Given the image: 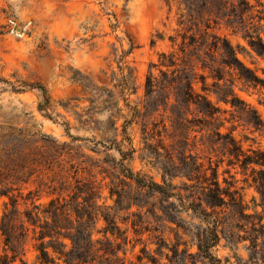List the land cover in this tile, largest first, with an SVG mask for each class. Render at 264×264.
Instances as JSON below:
<instances>
[{
  "label": "rangeland",
  "instance_id": "obj_1",
  "mask_svg": "<svg viewBox=\"0 0 264 264\" xmlns=\"http://www.w3.org/2000/svg\"><path fill=\"white\" fill-rule=\"evenodd\" d=\"M178 1L0 0L2 180L22 196L21 210L59 200L62 226L72 221L97 242L89 264H200L199 236L215 221L220 240L210 252L222 264H264V168L243 167L229 151L235 144L246 155L264 154V129L248 124L255 112L264 122V89L239 80L206 40L226 39L261 80L264 62L243 33L215 25L216 16L205 27L203 0H193V12ZM249 1L262 17L252 31L264 40V0ZM207 6L213 10L214 0ZM192 37L203 42L192 46ZM164 54L177 66L164 67ZM187 92L218 113H200L185 102ZM233 93L235 107L222 101ZM210 168L236 205L229 198L221 207L205 204ZM33 245L20 246L27 264H38ZM100 248L112 249L107 262Z\"/></svg>",
  "mask_w": 264,
  "mask_h": 264
},
{
  "label": "trees",
  "instance_id": "obj_2",
  "mask_svg": "<svg viewBox=\"0 0 264 264\" xmlns=\"http://www.w3.org/2000/svg\"><path fill=\"white\" fill-rule=\"evenodd\" d=\"M181 1H184V5L189 11L193 12L196 8L195 4H193V0ZM255 1L259 3V0ZM178 2H180V0ZM214 2L215 8L213 10H208L207 0H203L200 7L201 14L203 16H209L205 27L207 29H212L210 20L213 16H216L215 19H213L215 25L223 21L227 29L232 30L234 33H243V36L248 40L253 52L264 62V40L260 33L256 34V32L252 31L255 27V18H258L257 24H260L262 20V17L254 14L256 6L252 5L249 0H214ZM188 16L190 19L194 20L191 13H189ZM210 38V40H206V44L211 47V49L222 51L224 55L223 64L225 67L234 70L238 79L244 81L249 87L264 89V80H261L254 70L248 68L238 59L235 49L226 39H222L216 34H211ZM202 42L203 40H197L195 37L190 38L192 46H197V44ZM162 59V65L166 68L177 66L174 55L167 56L164 54L162 55ZM214 78L222 80L219 75H215ZM185 85L187 89L189 88L192 90V84L188 83L186 78ZM13 90L17 91L15 88H13ZM41 91L46 94L44 88H41ZM232 95L234 98L230 102L224 98H222V101L226 104L231 103V105L235 107L234 103L239 100L235 97L234 93ZM198 97L200 99L195 102L192 99V93L187 92L185 93L184 99L188 104L191 102L194 103L200 113L213 118L215 114L218 113V109L208 103L206 98L202 96ZM201 101H203V103ZM248 124L253 126L256 130L264 129V122H262L260 116L256 112L254 118L248 120ZM216 135L222 137V134L219 132H217ZM229 151L237 162L242 163L243 167L245 166L248 168L250 165L254 164L264 168V154L262 153L249 156L244 154L242 149L238 148L235 144ZM210 169L212 170V174L210 178H206L208 183L207 186L204 187V189H206L205 204L210 208H217L226 205L228 202L226 198H229V201L236 205V199L232 196V193L224 192L221 188L218 182L217 171H214L212 168ZM2 171V160L0 158V198H7L8 200L4 202L3 212L0 216V238L3 243V253L0 254V264H13L18 259L22 264H27V262L20 258V255H25L20 246L23 248L29 240L34 242L33 247L38 253L36 256V262L38 264H89V259L91 261L94 260L90 257L93 251V244L97 242L93 241L92 234L88 235L85 232V234L82 235L72 221L67 222V226H62L61 222L57 220L58 213L64 207V205L60 204L59 200H51L47 205L35 204V202H32L31 209L27 207V202H25V209L21 210L19 197L22 196H15L13 194L17 189H15L13 184L8 182V180L6 183L3 182ZM253 172H255V170H253ZM127 178L133 181L134 174L129 172ZM135 181L140 188H146L167 198L172 196V194L154 182L148 183L144 179H136ZM190 181H192L191 178ZM259 187L261 192H264V182H262V184L260 183ZM18 194L22 195L21 191H18ZM29 196H32V192L27 194V197ZM192 210L194 213H198L202 216L204 220L210 219L205 210L202 211L196 208ZM106 222L110 224L111 220L106 219ZM217 228L218 222L215 221L212 228H208L205 234L199 236V252L196 258L201 260L200 264H205L206 262L208 264H222L221 260L213 256L210 252L220 240ZM30 235H32V237H30ZM65 240L70 241V246L65 243ZM95 252H102L101 256L104 258V262H107L108 256L112 254V249L100 248ZM139 261H142V259L139 258ZM197 263L198 261L193 260L191 264Z\"/></svg>",
  "mask_w": 264,
  "mask_h": 264
}]
</instances>
